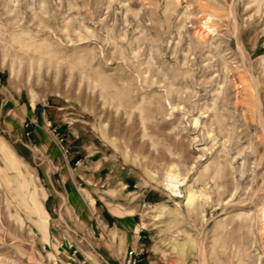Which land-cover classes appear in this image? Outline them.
<instances>
[{
  "label": "rangeland",
  "instance_id": "obj_1",
  "mask_svg": "<svg viewBox=\"0 0 264 264\" xmlns=\"http://www.w3.org/2000/svg\"><path fill=\"white\" fill-rule=\"evenodd\" d=\"M48 123L105 184L109 264H264V0H0V264L62 253Z\"/></svg>",
  "mask_w": 264,
  "mask_h": 264
},
{
  "label": "crops",
  "instance_id": "obj_2",
  "mask_svg": "<svg viewBox=\"0 0 264 264\" xmlns=\"http://www.w3.org/2000/svg\"><path fill=\"white\" fill-rule=\"evenodd\" d=\"M32 130L31 137L33 138V142H36L43 148L51 146L50 140L46 137H42V132L39 129ZM50 152L51 169H55V171L57 169L65 170V172L69 175V183L72 191H70L71 189L67 193H57L53 191L52 194H47L43 191V197L41 200L44 199V208L42 206V201L40 205L42 215L44 214L47 217V211L45 209L47 204L49 206V220L52 222V218L54 217L52 214L53 208L57 205L63 204L59 212L61 221L80 237L84 238L86 243L89 244L92 249V257L88 256L87 253H84V255L88 258L85 264H94V257L99 259L100 264H109L100 254H98L96 246H93V234L95 231L94 225L100 228L99 230L102 232H105L106 229V227L102 225L103 222L100 220V216L98 215L95 207L93 187L91 186L93 183H100V181L93 178V173L89 172V170L85 168L84 161L81 158L70 156V153L67 156L61 154L57 145L56 148H53ZM68 156L70 161H68ZM78 159L82 160V164L81 167L75 171L73 170V164ZM52 227H54L53 223ZM50 232L52 234L50 233L49 239H51V235H53L51 243H56L61 234L60 230L54 227ZM43 238H47L46 233H43ZM69 254L70 253L68 251L62 250L61 254L55 251L53 256L56 257L55 259H57L60 264H77L83 261V256L78 255L76 260L73 261L69 258Z\"/></svg>",
  "mask_w": 264,
  "mask_h": 264
},
{
  "label": "built area",
  "instance_id": "obj_3",
  "mask_svg": "<svg viewBox=\"0 0 264 264\" xmlns=\"http://www.w3.org/2000/svg\"><path fill=\"white\" fill-rule=\"evenodd\" d=\"M33 122H27L23 125V130L25 131V135L29 136L31 132V125ZM49 129V133L51 136L54 137L55 143L58 146L61 154L67 156L70 153L69 148L65 144V139L60 135L58 132V128L52 127L49 123L46 126ZM82 160L78 159L73 164V170H78L81 167ZM92 187H98L100 189H103L105 187L104 183H93L91 185ZM63 204L57 205L52 210L53 218L52 223L53 226L60 230V237L58 238L56 244L58 245V248L61 250L68 251L69 258L71 260H76V257L78 255L83 256V261L79 262L77 264H85L88 260V258L84 255V253H87L88 256H91L92 249L90 248L89 244L86 243L84 238L80 237L78 234H76L72 229L68 228L60 219L59 212L61 210V207ZM143 207L149 208V205L144 204ZM140 233V232H139ZM141 237L140 235H137L136 241H140ZM143 253L142 246H139V248L130 249L129 251L125 252L122 263L121 264H138L140 261V256ZM92 257V256H91ZM54 264H60V262L56 259L54 260Z\"/></svg>",
  "mask_w": 264,
  "mask_h": 264
}]
</instances>
